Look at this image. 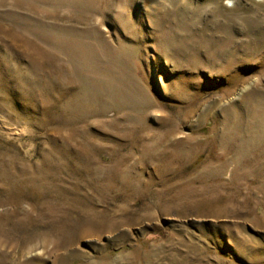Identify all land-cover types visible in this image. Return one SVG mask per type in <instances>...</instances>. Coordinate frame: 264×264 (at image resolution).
I'll use <instances>...</instances> for the list:
<instances>
[{
    "label": "rangeland",
    "instance_id": "rangeland-1",
    "mask_svg": "<svg viewBox=\"0 0 264 264\" xmlns=\"http://www.w3.org/2000/svg\"><path fill=\"white\" fill-rule=\"evenodd\" d=\"M0 264H264V0H0Z\"/></svg>",
    "mask_w": 264,
    "mask_h": 264
}]
</instances>
